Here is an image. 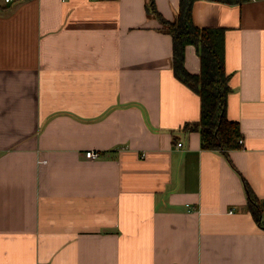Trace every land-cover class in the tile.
<instances>
[{"label":"crops","instance_id":"1","mask_svg":"<svg viewBox=\"0 0 264 264\" xmlns=\"http://www.w3.org/2000/svg\"><path fill=\"white\" fill-rule=\"evenodd\" d=\"M148 2L0 0V264H264V0L193 5L225 29L230 160L185 131L201 98Z\"/></svg>","mask_w":264,"mask_h":264},{"label":"trees","instance_id":"2","mask_svg":"<svg viewBox=\"0 0 264 264\" xmlns=\"http://www.w3.org/2000/svg\"><path fill=\"white\" fill-rule=\"evenodd\" d=\"M198 0H180L177 17L173 21L165 19L158 11L155 0H149L147 11L161 24L162 30L173 38V65L176 76L191 87L201 98V117L198 121L187 122L185 131H198L205 149L220 151L228 160L229 150L239 147L242 137L238 121L228 118L227 101L232 91L230 75L225 69V29L199 27L193 22L192 10ZM231 5L243 4L251 0H209ZM195 45L201 59L199 73H191L185 67V50ZM249 199L256 202L250 189ZM259 211L263 206L258 203Z\"/></svg>","mask_w":264,"mask_h":264},{"label":"built area","instance_id":"3","mask_svg":"<svg viewBox=\"0 0 264 264\" xmlns=\"http://www.w3.org/2000/svg\"><path fill=\"white\" fill-rule=\"evenodd\" d=\"M6 1H10V0H6ZM240 143H243V140L240 139L239 141ZM181 143H178V146L181 147ZM85 156L88 158V159H97L100 157V153L99 151H95V150H88L86 151L85 153Z\"/></svg>","mask_w":264,"mask_h":264},{"label":"rangeland","instance_id":"4","mask_svg":"<svg viewBox=\"0 0 264 264\" xmlns=\"http://www.w3.org/2000/svg\"><path fill=\"white\" fill-rule=\"evenodd\" d=\"M264 202V201H263ZM263 202H262V204H263Z\"/></svg>","mask_w":264,"mask_h":264},{"label":"water","instance_id":"5","mask_svg":"<svg viewBox=\"0 0 264 264\" xmlns=\"http://www.w3.org/2000/svg\"><path fill=\"white\" fill-rule=\"evenodd\" d=\"M263 205H264V203H263Z\"/></svg>","mask_w":264,"mask_h":264}]
</instances>
